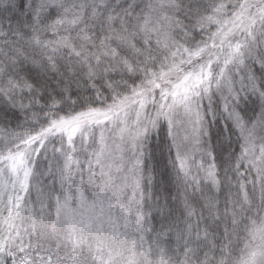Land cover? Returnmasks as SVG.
<instances>
[{
	"label": "snow or ice",
	"instance_id": "snow-or-ice-1",
	"mask_svg": "<svg viewBox=\"0 0 264 264\" xmlns=\"http://www.w3.org/2000/svg\"><path fill=\"white\" fill-rule=\"evenodd\" d=\"M0 264H264V0H0Z\"/></svg>",
	"mask_w": 264,
	"mask_h": 264
},
{
	"label": "trees",
	"instance_id": "trees-1",
	"mask_svg": "<svg viewBox=\"0 0 264 264\" xmlns=\"http://www.w3.org/2000/svg\"><path fill=\"white\" fill-rule=\"evenodd\" d=\"M246 111L249 112V115L252 114L251 109H246ZM223 131H224L223 121H217L213 123L212 128H211V134H212V138L214 142L217 137L222 135ZM231 147L233 148L237 147L235 136L232 137ZM153 150H154L155 160L157 161L159 167L163 170V165L167 157V150H166V144L162 138H157L156 140L153 141ZM216 151L220 153V158L221 160H223L224 148L217 147ZM164 175H165L164 183L167 184V172L166 171L164 172ZM168 187L170 188V185H168Z\"/></svg>",
	"mask_w": 264,
	"mask_h": 264
}]
</instances>
